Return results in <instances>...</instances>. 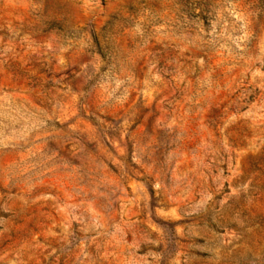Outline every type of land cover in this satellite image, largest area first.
Instances as JSON below:
<instances>
[{"label":"rangeland","instance_id":"374dc122","mask_svg":"<svg viewBox=\"0 0 264 264\" xmlns=\"http://www.w3.org/2000/svg\"><path fill=\"white\" fill-rule=\"evenodd\" d=\"M0 264H264V0H0Z\"/></svg>","mask_w":264,"mask_h":264}]
</instances>
